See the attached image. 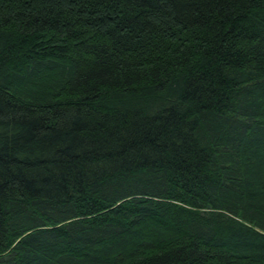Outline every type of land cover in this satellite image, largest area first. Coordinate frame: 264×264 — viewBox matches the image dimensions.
Here are the masks:
<instances>
[{
	"label": "trees",
	"instance_id": "obj_1",
	"mask_svg": "<svg viewBox=\"0 0 264 264\" xmlns=\"http://www.w3.org/2000/svg\"><path fill=\"white\" fill-rule=\"evenodd\" d=\"M0 264H264V0H0Z\"/></svg>",
	"mask_w": 264,
	"mask_h": 264
}]
</instances>
